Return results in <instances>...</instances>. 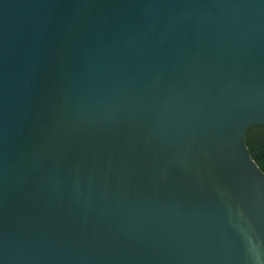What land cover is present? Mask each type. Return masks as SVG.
<instances>
[{
  "label": "water",
  "instance_id": "1",
  "mask_svg": "<svg viewBox=\"0 0 264 264\" xmlns=\"http://www.w3.org/2000/svg\"><path fill=\"white\" fill-rule=\"evenodd\" d=\"M261 126L264 0H0V264H264Z\"/></svg>",
  "mask_w": 264,
  "mask_h": 264
},
{
  "label": "trees",
  "instance_id": "2",
  "mask_svg": "<svg viewBox=\"0 0 264 264\" xmlns=\"http://www.w3.org/2000/svg\"><path fill=\"white\" fill-rule=\"evenodd\" d=\"M261 129V128H260ZM259 127L248 128L245 133V145L248 149L251 158L258 166L259 170L264 174V136H260L257 140H252L250 135L253 131H258ZM261 134V133H260ZM252 152H256V154H252Z\"/></svg>",
  "mask_w": 264,
  "mask_h": 264
},
{
  "label": "flooded vegetation",
  "instance_id": "3",
  "mask_svg": "<svg viewBox=\"0 0 264 264\" xmlns=\"http://www.w3.org/2000/svg\"><path fill=\"white\" fill-rule=\"evenodd\" d=\"M261 128V129H260ZM261 133V134H260ZM264 136V126L259 127L258 131H253L250 135V138L252 140H257L260 138V136Z\"/></svg>",
  "mask_w": 264,
  "mask_h": 264
}]
</instances>
